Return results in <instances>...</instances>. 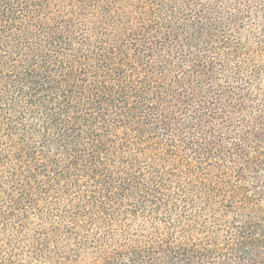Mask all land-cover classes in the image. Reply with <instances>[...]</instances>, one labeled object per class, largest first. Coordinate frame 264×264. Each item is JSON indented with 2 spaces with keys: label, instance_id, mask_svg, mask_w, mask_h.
Listing matches in <instances>:
<instances>
[{
  "label": "trees",
  "instance_id": "trees-1",
  "mask_svg": "<svg viewBox=\"0 0 264 264\" xmlns=\"http://www.w3.org/2000/svg\"><path fill=\"white\" fill-rule=\"evenodd\" d=\"M0 264H264V0H0Z\"/></svg>",
  "mask_w": 264,
  "mask_h": 264
}]
</instances>
